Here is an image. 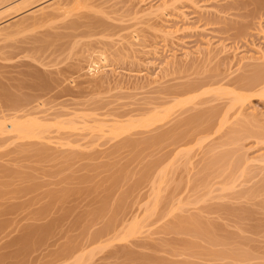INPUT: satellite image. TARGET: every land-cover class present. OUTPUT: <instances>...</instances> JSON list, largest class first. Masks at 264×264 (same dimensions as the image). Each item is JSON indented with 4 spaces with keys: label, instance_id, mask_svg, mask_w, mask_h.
Returning <instances> with one entry per match:
<instances>
[{
    "label": "rangeland",
    "instance_id": "374dc122",
    "mask_svg": "<svg viewBox=\"0 0 264 264\" xmlns=\"http://www.w3.org/2000/svg\"><path fill=\"white\" fill-rule=\"evenodd\" d=\"M163 1L0 0V118L42 123L0 135V264H264V0Z\"/></svg>",
    "mask_w": 264,
    "mask_h": 264
},
{
    "label": "bare ground",
    "instance_id": "6f19581e",
    "mask_svg": "<svg viewBox=\"0 0 264 264\" xmlns=\"http://www.w3.org/2000/svg\"><path fill=\"white\" fill-rule=\"evenodd\" d=\"M45 1H49L47 4H45L42 8H40L41 10L39 11V14L38 15H35L33 18H35V19H33L34 20V22H36V21H40V19L39 18H42V20H45V19H47L46 17H50V18H52V16H55V15H57V16H59V17H61L62 15L63 16H66V13L72 8V6H75V7H77V6H80V5H82V3L84 2V1H86V0H45ZM178 1V3H179V1L180 0H177ZM164 2V1H163ZM171 2H172V0H171ZM171 2H167V1H165L164 3H162L163 4V7H165V8H162V10L163 9H168V3L169 4H174L175 5V2H173V3H171ZM192 2V1H191ZM177 4V3H176ZM180 4H181V2H180ZM185 5V4H184ZM183 5V6H184ZM177 6V5H176ZM175 6V8H177ZM160 9V8H159ZM166 9V10H167ZM161 11V9L159 10V12ZM165 11V10H164ZM169 11V10H168ZM154 11L152 10L151 12H150V15L153 13ZM163 12V11H162ZM170 13V12H169ZM168 13V14H169ZM159 14V13H158ZM167 14V13H166ZM165 14V15H166ZM157 15V14H156ZM155 15V16H156ZM160 15H161V12H160ZM163 15V14H162ZM164 16V15H163ZM56 17V16H55ZM44 18V19H43ZM152 18H155L154 16H151V19ZM31 22V21H30ZM28 23V24H31V23ZM33 22V23H34ZM34 24H36V23H34ZM22 27L21 26H19L18 25V27L20 28L21 27V30L23 29V27H26L25 25H27V24H23L22 23ZM33 25V24H32ZM17 27V28H18ZM7 28L8 27H4V28H1L0 29V36H3V38L1 37L0 39H6V37L8 38V37H10V35L12 34V33H14V32H12V31H8L7 30ZM17 28H16V30H17ZM18 28V29H19ZM20 29L18 30V32H20L21 31ZM164 32V31H163ZM162 32V33H163ZM164 33H166V34H170V31H169V33H167V31H165ZM136 34H138V33H136ZM135 34V35H136ZM163 35V34H162ZM136 36H139V35H136ZM135 36V37H136ZM163 36H167V35H163ZM135 39V38H134ZM140 39V38H139ZM165 39V38H164ZM133 40V39H132ZM138 43H139V40H138ZM263 48V47H262ZM99 50V49H98ZM101 51V52H100ZM105 51V53L103 52V50H99V53H98V55L96 54V57L94 56H92L91 54V58H93V60H90L89 59V61H91V63H89L90 65V67H88V72L91 74V76H94V79H96L95 78V76H97L98 77V75L99 74H101L102 72H100L101 70L102 71H104L103 70V68L105 67V66H107L108 67V65H109V63H108V58L109 57H107L106 55H108V54H106V50H104ZM257 51V50H256ZM262 51H263V49H261L260 50V54H259V56H256V57H252L251 55V57L252 58H256L257 60H260V58H264L263 56H264V51H263V53H262ZM98 52V51H97ZM194 52V51H193ZM258 52H259V50H258ZM195 53V52H194ZM194 53H192V54H194ZM197 53H199V52H197ZM202 53V52H201ZM256 53V52H255ZM95 54V53H94ZM253 55V54H252ZM176 56V55H175ZM174 56V57H175ZM249 56V59H252L251 57ZM90 57V56H89ZM248 57V56H247ZM246 56H244L243 58H242V60H244V59H248ZM95 58V59H94ZM171 62V61H170ZM170 62H169V64H170ZM168 63V62H167ZM108 64V65H107ZM169 64H167L168 66H169ZM166 65V66H167ZM171 65H172V62H171ZM170 65V66H171ZM162 68V67H161ZM162 70H165V69H162ZM85 73V72H84ZM160 74V72H157L156 74ZM90 74H88V75H90ZM100 76V75H99ZM155 76H157V75H155ZM262 78H264V77H262ZM261 79V78H260ZM97 80V79H96ZM259 82L261 83V81L259 80ZM259 82H256V84H260ZM262 82H264V80L262 81ZM255 84V85H256ZM262 84V83H261ZM251 85V84H250ZM257 85V86H258ZM263 85V84H262ZM202 86V85H201ZM264 86V85H263ZM248 87H249V85H248ZM254 87V86H253ZM244 88V87H243ZM247 88V87H246ZM263 88V87H262ZM189 90H190V88H188ZM195 89V88H194ZM198 89V88H197ZM249 89H251V86L249 87ZM253 89V88H252ZM255 89V88H254ZM196 90V89H195ZM194 90V91H195ZM255 90H257L258 91V88L257 89H255ZM185 91V90H184ZM188 91V90H187ZM191 91H192V89H191ZM190 91V92H191ZM183 92V91H182ZM185 93V92H184ZM186 93H188V92H186ZM185 93V94H186ZM181 95H182V93H180ZM189 94V93H188ZM177 95H178V93H177ZM177 95H174V97H177ZM239 95V94H238ZM259 95H261V96H264V88L261 90V91H259ZM244 96V95H243ZM174 97H172L171 99H172V104H173V100L174 101H176V99H178V97L177 98H175L174 99ZM185 98V97H184ZM246 98V97H245ZM245 98L244 97H242V96H236L235 98L233 97L232 99L234 100L235 99V104L236 105H239L238 103H240V105H239V107H237V109L238 110H240V107H241V112L242 111H244V110H242V109H245V108H243L244 107V101H245ZM248 98V97H247ZM166 101H168V103L170 102L169 100H166ZM246 101H247V99H246ZM161 103V102H160ZM163 103V102H162ZM162 103L161 104H159L158 106L159 107H157V108H160V106H162ZM165 103V102H164ZM177 103H179L178 101H177ZM181 104H182V102H180ZM183 103H184V101H183ZM17 104V103H16ZM174 104H175V102H174ZM231 104H233V107L235 106L234 105V103H231ZM156 105V104H155ZM247 105V104H246ZM245 105V106H246ZM21 106V105H20ZM18 107H19V105H18ZM156 107H154L153 106V108L155 109ZM171 107H174V106H171ZM230 107H232V106H230ZM17 108V107H16ZM162 108V107H161ZM160 108V109H161ZM164 108V107H163ZM165 108H167V107H165ZM164 108V109H165ZM9 109L10 110H6L7 112H10V115H3L2 114V112H1V114L3 115L2 116V118H0V135H4V134H6V136L7 137H10L11 136V138H10V141L11 142H13V137H14V139H16L17 140V138L19 137H23V139H30L31 137H36L37 136V134H38V129L39 128H41V126H42V123H40V122H38L36 119H34L35 117H31V110L30 111H27L26 112V115L24 114V116L26 117V118H29V119H24L23 117V111H21L22 112V114L21 113H19V115L17 114L18 112H20V111H18V110H21L20 109V107L19 108H17L16 110H14L13 109V107H12V109H11V107H9ZM23 109V108H22ZM164 109H163V111L161 110V111H158L157 109H156V111H153L152 113H150V111H152V108H150L149 110L150 111H147V115L145 114L146 113V109L144 110L145 112L143 113V118H142V116H141V118L142 119H139L140 117H138V120H137V118L135 119V121L134 122H130L131 120L130 119H127V124H129V123H131V124H129L128 126H126L127 124H125L124 126L123 125H121V124H123L122 122H119V126L120 127H123L124 129H123V132H124V130H126L125 132H127V131H129V129H132V126H134V125H143V126H146V125H148V126H150L151 124H153L154 122L156 123L157 121H160V120H164V118H165V116H166V118H167V116L168 115H170V113L168 112V111H170V109H168V111H166L167 109H165V111H164ZM12 110V111H11ZM27 110H29L28 108H27ZM2 111H4V110H2ZM16 111H18L17 113H13V112H16ZM13 114H12V113ZM28 112H30L29 114H28ZM33 113L35 112V111H32ZM149 112V113H148ZM167 112L169 113L168 115H167ZM172 112V111H171ZM240 112V113H241ZM6 112H4V114H5ZM38 113V112H37ZM37 113H34V114H37ZM9 114V113H8ZM20 114H21V116H20ZM33 114V115H34ZM73 114V113H72ZM140 114V113H139ZM242 114V113H241ZM141 115H142V113H141ZM144 115H146L145 117H144ZM23 116V117H22ZM36 116V115H35ZM131 116H133V115H131ZM136 116V115H135ZM134 116V117H135ZM140 116V115H139ZM37 117V116H36ZM254 117V116H253ZM30 118H32V119H30ZM79 118V117H78ZM128 118V117H127ZM226 118V117H225ZM39 119V118H38ZM116 119V118H115ZM126 119V118H125ZM124 119V120H125ZM132 119V118H131ZM70 120H72V121H70V122H73V124L74 123H76L77 124V121L79 120V119H77V121H74L73 119H70ZM82 120V122L84 123V121H83V118L81 119ZM84 120H86V119H84ZM96 120H98V119H95V121H94V123H92L90 120L88 121V122H86L85 121V123L84 124H86V126L88 125V124H90L91 125V123L93 124V126L92 127H94L95 125V123H96ZM101 120V119H100ZM99 120V122L101 123V121ZM104 120V119H103ZM109 120V119H108ZM116 120H118V119H116ZM115 120V121H116ZM195 119H193V120H191V121H194ZM225 120V119H224ZM223 120V123H225V121ZM226 120H227V118H226ZM47 121V120H46ZM45 121V118H44V120H43V123H45L46 122ZM106 120H104V122L102 121V123L104 124V123H106V124H108L107 122H105ZM119 121V120H118ZM228 121V120H227ZM42 122V121H41ZM79 122V121H78ZM81 121H80V123L81 124H83ZM91 122V123H90ZM88 123V124H87ZM126 123V122H125ZM47 123H45L44 125H46ZM50 124V123H49ZM72 124V126L73 127H75L74 125ZM97 124H99L98 122H97ZM105 124V125H106ZM117 124V123H116ZM90 125H89V127H90ZM104 125V126H105ZM109 125V124H108ZM108 125H106V127H104V130H105V128L107 129L109 126ZM156 125V124H155ZM47 126V125H46ZM45 126V127H46ZM86 126H84V128H86ZM96 126H98V125H96ZM100 126H101V124H100ZM100 126H99V129H97V128H95L96 130H101V132H104V130H102L103 128H101L100 129ZM114 126V125H113ZM116 126V125H115ZM118 126V125H117ZM130 126H131V128H130ZM142 126V127H143ZM44 127V129L43 130H41L40 132L42 133L46 128L48 129L49 127H46L45 128ZM77 127V126H76ZM75 127V128H76ZM92 127H90L91 129H92ZM101 127H103V126H101ZM135 127V126H134ZM133 127V128H134ZM141 127V126H140ZM139 127V128H140ZM78 128V127H77ZM88 128V127H87ZM111 130L114 128V127H111V125H110V127H109ZM118 131H120V132H117V130H116V132L114 131V129L112 130V131H114V133L117 135H119V133L121 134V132H122V129L121 128H117V127H115ZM138 128V127H137ZM42 129V128H41ZM46 129V130H47ZM79 129V128H78ZM94 129V130H95ZM128 129V130H127ZM90 130V129H89ZM93 130V129H92ZM109 130V129H108ZM108 130H106V131H108ZM111 130H110V132H111ZM91 131V130H90ZM44 132H46V131H44ZM43 132V133H44ZM123 132H122V134H123ZM40 133V134H41ZM7 134H10L9 136L7 135ZM121 134V135H122ZM39 135V134H38ZM110 135V134H109ZM1 136V137H2ZM13 136V137H12ZM40 136V135H39ZM42 136H44V134H42ZM4 137V136H3ZM2 137V138H3ZM29 137V138H28ZM18 138V139H19ZM40 138H41V136H40ZM45 138H47L46 136H45ZM52 138H54V137H52ZM159 138H162V137H159ZM5 139V138H4ZM6 139H9V138H6ZM21 139V138H20ZM32 139V138H31ZM51 140V139H50ZM60 140H61V138H60ZM8 141V140H7ZM7 141H5V142H7ZM52 142V141H51ZM56 143H58V142H56ZM55 143V144H56ZM59 144V143H58ZM60 145V144H59ZM225 156L226 155H224L223 156V159L224 160H226L225 159ZM219 159H221L220 157H218ZM192 218V220L194 221V222H196V223H192V220L190 221V223H192V224H198L199 223V221H198V223H197V220L196 219H193V217H191ZM195 218V217H194ZM188 220V219H187ZM182 222H184V221H182ZM187 222H189V220L187 221ZM124 225V224H123ZM131 227L130 228H128V235L129 234H133L135 231H136V229H137V223H136V221L135 222H133L132 223V225H130ZM197 226V225H196ZM121 229V228H120ZM119 229V230H120ZM124 228H122V231H124L123 230ZM121 232V231H120ZM126 232V231H125ZM121 233H123V232H121ZM136 233V232H135ZM118 234V233H117ZM125 234V233H124ZM127 235V236H128ZM118 236V235H117ZM125 237V236H124Z\"/></svg>",
    "mask_w": 264,
    "mask_h": 264
}]
</instances>
